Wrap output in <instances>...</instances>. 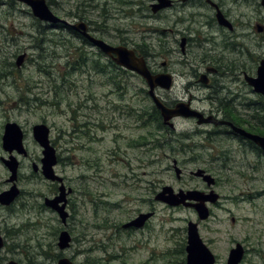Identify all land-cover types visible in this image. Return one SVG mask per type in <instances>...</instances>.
<instances>
[{
    "label": "rangeland",
    "instance_id": "374dc122",
    "mask_svg": "<svg viewBox=\"0 0 264 264\" xmlns=\"http://www.w3.org/2000/svg\"><path fill=\"white\" fill-rule=\"evenodd\" d=\"M125 2L93 1L99 5L98 11L105 9L109 17L99 19L98 13L94 12L95 22L89 24L92 32L114 46H128L129 42V47H135L146 41L157 50V36L141 33L138 29L141 25L134 24L132 17L128 16ZM5 3L6 0H0V137L7 122L19 124L30 134L36 124L46 123L51 128L52 139L64 160L56 171L67 178L68 185L75 191L71 209L74 220L68 228L73 243L64 251V257L74 264L98 263V260H101L100 264H177L178 259L173 253L181 240L187 237L188 221L199 222L198 217L191 209L172 208L154 197L164 186L177 191L201 185L189 171L207 168L203 164L179 165L182 173L178 179L172 158H169L174 155L172 150L165 148L164 151L146 152L147 146L144 149L130 145L132 140L153 129L141 127L135 118L148 105H154L147 95L149 88L146 82L129 72L124 96L115 92L113 86L106 84L107 79L100 75L90 83L86 72L81 74L66 68V56L70 53L75 57L76 46L71 49L68 46L53 48L49 41L52 39L39 34V21L30 14L29 7L23 3L15 7ZM14 9V16H5ZM153 24L159 25L158 22ZM64 38L81 48L77 38L69 34ZM85 51L90 57L89 60L84 57L85 63L92 64V58H99V49L87 46ZM23 54L27 60L25 57L22 69H18L21 67L16 65V61ZM176 58L180 56L176 55ZM101 59L105 62L106 56L102 53ZM44 66L52 72L51 75L42 71ZM60 74L67 79L64 85ZM59 84L62 86L60 89L57 87ZM185 84V79L177 78L172 97L187 99L189 94ZM56 91H60L62 100H58ZM192 95L198 98L193 104L195 107L208 108L203 90H192ZM54 101L60 103L52 105ZM116 106L122 110H116ZM98 118L107 129H96L98 125L94 124ZM260 118L264 121V116ZM174 123L177 132L210 129L207 125L198 126L192 119H175ZM74 130L90 131L82 136L79 132L75 135ZM2 150L0 145V156H5ZM35 153L40 155L39 148H35ZM30 173V165L26 162L21 171L27 178L19 187L22 193L11 207H0V233L6 240L2 259L8 261L13 258L25 264V255L29 253L32 264H55L52 259L62 253L57 243L63 226L59 216L44 206V197H50L51 183L42 176L28 180ZM8 178L7 169L0 160V193L9 190L5 183ZM216 191L224 197L226 209L215 210L214 216L205 221L207 224H203L200 231L202 237L238 239L247 250L244 264H264V178L243 181L232 176L230 182H221ZM90 198H94V204L90 203ZM151 210L155 211V216L145 230L127 235L121 229L122 224L140 212ZM231 218H235V225ZM109 222L119 229L100 228ZM218 222L224 225H217ZM214 227L220 228L219 234L209 230ZM9 232L14 236L9 237ZM101 244H112L106 245L110 256L106 257ZM95 245V250L89 251ZM131 248L134 254L128 256ZM47 251V255L44 254Z\"/></svg>",
    "mask_w": 264,
    "mask_h": 264
},
{
    "label": "flooded vegetation",
    "instance_id": "af4514ba",
    "mask_svg": "<svg viewBox=\"0 0 264 264\" xmlns=\"http://www.w3.org/2000/svg\"><path fill=\"white\" fill-rule=\"evenodd\" d=\"M93 1L95 0H73L74 3L71 4L72 0H46L52 13L60 18V22L58 23L41 21L39 18L35 17L32 10H30V14L39 21L37 23L39 34H45L47 39H52L49 41L52 43L53 48L61 49L64 47V44H68V41L70 42L71 40H64V37L65 34H69L72 38H77L80 41V44H82L80 50L82 47L85 48L87 46L96 49L94 44L86 39L81 32L74 30L68 32L70 26L67 24L70 23L69 21L73 23H86L88 25V33L94 38H97L90 27L91 23L95 22L93 20L95 16L94 12L95 14L98 13L99 19L103 18L106 20L109 15L105 9H101L99 12V5L93 3ZM125 3L128 5V16L130 18L132 17L133 23H139L141 25V27L138 28L141 33H143L144 36H157V50L153 48L152 44H147L146 41H142L140 45L136 44L135 47H129L128 42V47L133 49L137 57L144 58L152 74L172 76V86L170 89H165L160 86L156 89L158 97L166 107L175 108L180 103H189L192 109L202 112L206 117H214L216 120L232 122L235 126L245 129L244 131L249 134L264 137V121L260 118L264 116V95L256 93L253 87L248 83V78L257 77L258 68L264 61V0H168V5L162 8L157 7L162 5L161 3H154L150 0H126ZM17 4L22 3L16 0H14V2L12 0H6L4 5H11L12 7ZM65 5L68 6L65 7ZM14 12H16V9L5 16H14ZM153 22H158L159 25L156 26ZM60 32L61 35H59ZM71 43L74 42L71 41ZM97 54L99 58H92L91 60L100 62L97 64H90L88 62L80 63V60L74 62L72 61L73 57L68 53L66 56V68L79 71L81 74L86 72L90 83L96 80V75H100L102 78L107 79V85L113 86L115 92H118L119 95L123 93L124 96L126 85H128V73L132 72L118 66L109 57H106L105 62H102L101 53ZM176 55H179L180 58H176ZM17 56L18 55H16V57ZM55 57H58V54ZM84 57L88 58V60L90 59L88 53L84 54L81 60H85ZM18 69H22V67ZM59 76L64 80L62 84L64 85L67 80L66 77L61 74ZM177 78H182L186 81L185 87L189 94L187 99H178L171 95L176 85ZM117 82H119L118 87ZM116 89H118V91H116ZM192 90L204 91L205 100H202L208 103V108L199 109L193 105L198 98L192 95ZM115 109H119V111L122 110L119 106H116ZM160 116L164 124L161 112ZM193 120L197 121L196 119ZM94 125H98L96 129L100 127L102 129H107L100 118H98ZM205 125L210 127V129L188 130L185 132H177V130L168 126L170 130H156L155 139H151L150 143H148L149 146H153L154 144L162 146L163 144L167 146L166 148L173 151V156L165 155L172 158L174 170L175 166L179 167V165L203 164L207 169L198 168L197 170H204L215 180L214 185L208 186L203 178L195 176L200 180L201 185L189 187L187 190L180 188L177 191L174 190L175 193L181 190H197L203 192L204 195L207 196L211 191L217 193L216 189L220 186V183L225 181L230 182L232 176L238 177L243 181L261 180L264 178V175H260L261 173L264 174V150L253 139L237 130H233L230 125H215L213 123ZM165 127L167 126L165 125ZM22 131V153L18 150L9 152L3 148L4 130L3 134L1 132L0 137V145L5 155L0 156L1 162L4 164L5 159L14 157L19 163L18 187L21 186L23 180L27 179L21 174L26 162L29 163L31 169L30 179L28 180L33 181L34 178L43 177V148L35 140L33 130L31 134L26 130ZM89 131L90 130H74L73 132L75 135L79 132V135L83 136ZM50 141L57 151L58 163L55 166V172L57 173L56 168H58L60 164H64V160L59 155L58 149L55 146L56 143L52 139L51 134ZM126 145L128 148V141ZM35 148H39L40 155H36ZM157 150L164 151V148H158ZM147 151L150 152L153 150H146V152ZM65 159L67 160V158ZM65 165H67V163ZM237 167H241V169ZM194 172L195 171L190 170L189 174L194 177ZM7 174L10 178L8 169ZM59 176L62 177L67 191L72 189V193L67 194L65 202L66 211L68 213L67 225L65 228L68 230L71 222L74 220L71 209L72 197L75 191L68 185L69 181H67L64 175ZM176 176L178 179H181V174L179 176L176 174ZM9 178L5 183L11 188L13 183L9 181ZM49 183H51L49 198H54L59 193L60 183L52 181H49ZM217 194L219 198L215 203L211 201L206 202V206L210 213L209 218L206 220H200L193 206H185L183 204L180 206L165 205L172 208L183 207L191 209L196 214L201 223H195L198 224L199 234L204 244L214 256L213 264H228L231 253L239 250V248L242 249V257L238 264H244L247 258V250L245 249L244 243L235 238L205 239L200 233L201 227L203 224H207L206 222L214 216L215 210L226 209L223 204L224 197L219 193ZM155 197L154 199L156 200ZM46 198H48V196L44 197V201ZM90 203H95L94 198H90ZM1 206L2 205H0V207ZM227 211L232 214L230 210L227 209ZM140 213H153V216L142 228H124V224H122L121 229L124 230L127 235L145 230L151 219L155 216L154 210ZM231 220L235 225V218H231ZM216 224L224 225L223 222H218ZM100 228L119 229V227L110 224V222L108 224H103ZM209 230L213 231L212 233L215 234L220 233V228L214 227ZM186 236V239L181 240V244H179V246L177 245L173 253L174 257L178 259V261L176 260L177 264H187L188 262L187 227ZM101 245L105 253H107L106 257L110 256L107 252L106 245L112 244ZM96 247L95 245L93 248L89 249V251L95 250ZM136 247H138V245H136ZM98 249L102 251L101 246H99ZM132 250L133 248L128 250V256L134 254ZM62 256H64V253H61V257ZM11 260L15 259L11 258L8 261L5 259L4 261H7V264H9ZM4 261L1 258L0 264H3ZM100 261L101 260H98V263L97 261L94 263L100 264ZM19 263L23 264V262ZM25 264H28L27 260Z\"/></svg>",
    "mask_w": 264,
    "mask_h": 264
},
{
    "label": "water",
    "instance_id": "95a60500",
    "mask_svg": "<svg viewBox=\"0 0 264 264\" xmlns=\"http://www.w3.org/2000/svg\"><path fill=\"white\" fill-rule=\"evenodd\" d=\"M24 3L32 10L35 17L42 21L58 23L60 18L52 13L49 9L46 0H17ZM154 2L161 3L162 5L157 6L158 8L166 7L168 0H152ZM225 23V22H222ZM68 24V23H67ZM70 28L74 31L81 32L82 35L99 48L103 53L108 55L116 64L138 74L147 83L149 90L148 94L152 99L155 107L161 112L163 122L165 125L174 129L175 124L173 120L177 118L184 119H196L197 125L205 124H221L230 125L233 130H237L242 134L253 139L263 150H264V137L258 135H252L244 131L245 129L235 126L229 121H220L214 119V117H206L202 112L192 109L189 103H180L175 108L166 107L158 95L156 94L157 87H163L170 89L172 86V76L165 74H152L149 70L144 58L136 56L135 52L126 46H113L106 43L102 39H97L88 33V25L86 23H75L69 24ZM26 55H20L17 58L16 65L21 67L24 63ZM248 83L253 87L256 93L264 95V61L260 65L257 71L256 78H248ZM3 135V148L6 151L12 152L18 150L20 153L23 151L22 144V127L15 122H8L5 125ZM34 138L37 143L43 148V159H42V174L48 181L59 182V193L54 198H46L45 205L56 212L59 219L64 227L67 225L68 213L66 211V196L72 193V189L67 191L66 186L63 183L62 177L55 172V166L58 163L57 151L52 146L50 141V128L42 123L37 124L33 127ZM4 164L7 169L11 172L9 181L14 183L13 186L0 194V204L3 206H9L17 199L20 195V189L15 183L18 178L19 163L16 158L11 157L9 160H4ZM176 174L179 176L182 170L175 166ZM194 176L203 178V180L212 186L215 184L214 178L207 174L204 170L199 169L193 173ZM156 201L165 203L169 206H193L195 207L200 220H206L209 218V209L206 206L207 201L215 203L219 195L214 191H211L207 196L203 192L197 190L184 191L181 190L175 193L174 189L170 186H165L161 192L156 195ZM195 202V203H192ZM153 216V213H140L136 218L124 225V228H142L147 221ZM188 231V262L187 264H213L214 256L210 250L204 244L200 237L198 224L189 221L187 225ZM72 244V236L67 229L60 232L58 237L57 246L61 251H65ZM5 240L0 234V254L4 248ZM1 256V255H0ZM242 257V249L233 251L230 256L228 264H238ZM1 260V258H0ZM9 264H20L15 260H11ZM57 264H74L69 258L62 257L58 260Z\"/></svg>",
    "mask_w": 264,
    "mask_h": 264
},
{
    "label": "trees",
    "instance_id": "16d2710c",
    "mask_svg": "<svg viewBox=\"0 0 264 264\" xmlns=\"http://www.w3.org/2000/svg\"><path fill=\"white\" fill-rule=\"evenodd\" d=\"M14 2V0H12ZM70 43V44H69ZM63 46H68L69 49H71L73 46H76V53L77 55L75 57H73V60L74 62H78V60H80V62L82 61L83 63H85V60H81L83 59V55L84 54H87L85 52V48L82 47V49L79 51V47L74 44V43H71V41L69 42L68 41V44H64ZM69 61V60H68ZM100 61H93L94 64H97L99 63ZM42 71L44 73H46L47 75H51L52 72L48 71L46 69V67H42ZM101 71V70H99ZM61 81H62V84L64 83V80L62 79V77L60 78ZM117 85H119V82H117ZM56 86V85H54ZM59 87V89L62 87L60 84L57 86ZM143 91V90H142ZM145 92V91H144ZM146 93V92H145ZM56 97H58V100H62V94L60 93V91H56ZM55 97V100H57ZM60 103V101H54L52 102V105H58ZM134 110V109H132ZM136 120L138 123H140L141 127H148V128H153L152 130H149L147 134H144V135H141L138 139H134L131 141V144L130 145H133V146H136V147H140V148H144V146H147V149L148 150H155V149H158V148H166L167 146L163 145H157V144H154L153 146H149L148 143H150V140L151 139H155V134H156V130H168L169 128L165 127L162 123V118L160 116V112L155 108V106H151V105H148L147 108L143 109V112L139 115H136ZM148 118V119H147ZM155 130V131H154ZM262 130V129H261ZM128 145V146H130ZM150 147V148H148ZM146 149V148H144ZM145 151V150H144ZM9 237H13L14 234L11 235V232H9ZM48 251L45 252L44 254L47 255ZM60 255L59 254H56L55 258H53L52 260L53 261H56L57 259H59ZM26 260H27V263L28 264H32L34 263L32 261V258L29 256V253L26 254ZM89 264H95V263H89Z\"/></svg>",
    "mask_w": 264,
    "mask_h": 264
},
{
    "label": "bare ground",
    "instance_id": "6f19581e",
    "mask_svg": "<svg viewBox=\"0 0 264 264\" xmlns=\"http://www.w3.org/2000/svg\"><path fill=\"white\" fill-rule=\"evenodd\" d=\"M19 2V1H18ZM21 3V2H20ZM24 4V3H23ZM42 21V20H41ZM45 22V21H44ZM96 47V46H95ZM97 48V47H96ZM97 49H99V48H97ZM100 50V49H99Z\"/></svg>",
    "mask_w": 264,
    "mask_h": 264
}]
</instances>
